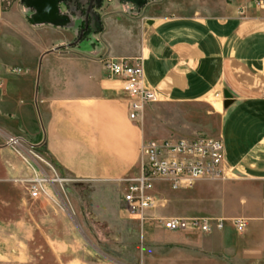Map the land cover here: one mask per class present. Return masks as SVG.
Segmentation results:
<instances>
[{"label": "crops", "instance_id": "obj_1", "mask_svg": "<svg viewBox=\"0 0 264 264\" xmlns=\"http://www.w3.org/2000/svg\"><path fill=\"white\" fill-rule=\"evenodd\" d=\"M144 3L135 14L124 7L134 6L130 0H107L100 9L94 2L100 26L94 30L91 17L92 32L85 37L82 17L66 2L57 16H40V25L29 23L26 10L34 15V8L13 5L3 13L0 142L4 136L22 138L44 151L60 178L101 189L107 209L98 212H113L117 221L106 192L138 173L143 141L193 139L206 129L189 122L156 131L153 120L161 108L202 106L219 118L216 139L225 146V178L188 190L156 183L157 207L149 217L225 220V229L165 235L157 223L147 222L141 228V264H263L264 0ZM102 57L144 59L145 86L160 99L143 111L141 124L129 120L124 84L108 77ZM225 92L233 98L228 109ZM235 219L249 222L244 234H237ZM53 245L62 264H87L84 253L71 258L69 242Z\"/></svg>", "mask_w": 264, "mask_h": 264}, {"label": "rangeland", "instance_id": "obj_2", "mask_svg": "<svg viewBox=\"0 0 264 264\" xmlns=\"http://www.w3.org/2000/svg\"><path fill=\"white\" fill-rule=\"evenodd\" d=\"M47 1L0 0L1 16L3 17V13L9 11L13 5L20 6L22 10L24 6L29 9L32 2L44 10L49 5ZM68 1H66L68 8L73 9V13L81 16L85 22L91 1L78 0V2H85L83 9L76 6L73 3L74 0ZM104 1L106 4L107 0H94L96 2L95 9H100L98 4ZM134 1V6L124 7L133 10L132 12L136 14L142 11L144 0ZM92 8L90 15L97 21L99 16L93 12L94 6ZM57 9L60 10V4ZM26 12L31 25H40L45 22L38 13L32 15L30 10H26ZM45 16L47 15H42V18ZM50 17L52 18V16ZM90 19L92 18L90 17ZM96 21L94 30H98L100 26ZM53 23L55 26L60 24L58 21ZM91 32L92 29L89 33ZM215 101L220 102L219 99H215ZM159 114L160 117L156 115L153 120V128L156 131L167 130L173 124L186 127L192 123L206 127L199 131L198 137L216 139L219 118L208 114L207 109L202 106H167L162 107ZM141 120L142 116L135 123L141 124ZM158 120H161L165 127L159 124ZM7 137L4 136V138ZM0 144L5 146V139ZM20 147L21 153L27 150L24 144H21ZM5 148L0 150V264H62L53 253V244L61 241L69 242L71 258L84 253L87 264H141L142 224L130 216L127 211L128 207L123 202L126 191L125 182L121 183L119 187L116 186L115 190L106 192V203L112 209H117V221H115L113 212H98V208L107 209L101 205L104 199L101 189L78 186L70 179L58 184L56 193H50L52 199L32 200L24 187L17 182L20 178L30 174L26 163L14 149ZM37 152L43 160L51 162L43 150L37 149ZM61 179L66 180L63 177ZM164 234L180 233L164 231ZM46 236H48L50 245H47Z\"/></svg>", "mask_w": 264, "mask_h": 264}, {"label": "built area", "instance_id": "obj_3", "mask_svg": "<svg viewBox=\"0 0 264 264\" xmlns=\"http://www.w3.org/2000/svg\"><path fill=\"white\" fill-rule=\"evenodd\" d=\"M101 61L108 77L121 80L124 84L123 92L129 102L131 122H137L147 107L159 102V94L145 86L142 57L135 59L102 57ZM21 144L26 146L27 150L24 153L20 151ZM5 147L14 149L26 163L30 174L17 182L24 187L32 200L52 199L50 193L55 194L58 184L67 182L56 174L51 162L43 160L38 155L37 148L24 139L8 136L5 138ZM141 154L142 162L138 173L125 180L126 191L123 202L128 207L127 211L131 217L142 225L147 222L157 223L169 233L209 235L225 229V220L207 218L155 220L149 217L150 212L157 207L153 192L158 182L167 183L173 190H188L201 181L224 180L226 157L222 139L196 137L145 140L141 146ZM232 225L237 234H244L249 222L245 219H235Z\"/></svg>", "mask_w": 264, "mask_h": 264}, {"label": "water", "instance_id": "obj_4", "mask_svg": "<svg viewBox=\"0 0 264 264\" xmlns=\"http://www.w3.org/2000/svg\"><path fill=\"white\" fill-rule=\"evenodd\" d=\"M60 1V0H59ZM58 0H48L47 2L49 3L48 7L46 9L43 10V8H41L40 6H38L35 2H32L31 5L29 6L30 8H34L36 9L37 13L42 17V15L44 16V14H46L50 19L51 17L50 16H57V14L59 13V10L57 9V6L58 4H60L61 2H66L68 0H61L60 3H59ZM91 3H90V10L88 11L87 13V18H86V22L88 23L89 21V17H92L90 15V12H91V9L94 5V0H90ZM147 1V0H144L142 4H144V2ZM133 2H135L133 0ZM141 4V5H142ZM51 14L50 16L48 14ZM57 22V21H55ZM88 26V25H86ZM83 33V32H82ZM224 98H225V102H224V108L225 109H228L232 104H233V101H232V95L228 92H225L224 93Z\"/></svg>", "mask_w": 264, "mask_h": 264}, {"label": "trees", "instance_id": "obj_5", "mask_svg": "<svg viewBox=\"0 0 264 264\" xmlns=\"http://www.w3.org/2000/svg\"><path fill=\"white\" fill-rule=\"evenodd\" d=\"M76 4H77V2H76ZM79 6L81 7V9H83L85 7V2L84 1L79 2ZM91 21H92V19H90V17H89L88 23L86 21L82 23L83 25H81V30L83 32L82 33L83 37L88 35V33L90 32V30H91ZM86 25H88V26H86Z\"/></svg>", "mask_w": 264, "mask_h": 264}]
</instances>
